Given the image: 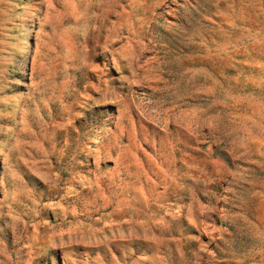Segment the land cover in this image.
Wrapping results in <instances>:
<instances>
[{
    "label": "rangeland",
    "instance_id": "rangeland-1",
    "mask_svg": "<svg viewBox=\"0 0 264 264\" xmlns=\"http://www.w3.org/2000/svg\"><path fill=\"white\" fill-rule=\"evenodd\" d=\"M0 264H264V0H0Z\"/></svg>",
    "mask_w": 264,
    "mask_h": 264
}]
</instances>
